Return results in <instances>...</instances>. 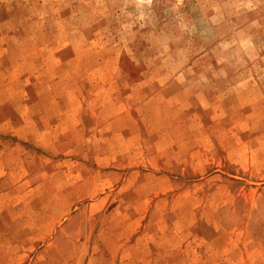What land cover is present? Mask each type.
Masks as SVG:
<instances>
[{
    "label": "rangeland",
    "instance_id": "obj_1",
    "mask_svg": "<svg viewBox=\"0 0 264 264\" xmlns=\"http://www.w3.org/2000/svg\"><path fill=\"white\" fill-rule=\"evenodd\" d=\"M0 264H264V0H0Z\"/></svg>",
    "mask_w": 264,
    "mask_h": 264
}]
</instances>
